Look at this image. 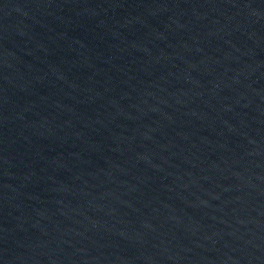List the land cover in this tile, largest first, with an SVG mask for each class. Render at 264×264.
Returning a JSON list of instances; mask_svg holds the SVG:
<instances>
[{"label":"water","instance_id":"95a60500","mask_svg":"<svg viewBox=\"0 0 264 264\" xmlns=\"http://www.w3.org/2000/svg\"><path fill=\"white\" fill-rule=\"evenodd\" d=\"M0 264H264V0H0Z\"/></svg>","mask_w":264,"mask_h":264}]
</instances>
